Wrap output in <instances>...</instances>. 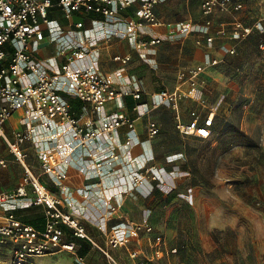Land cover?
I'll return each mask as SVG.
<instances>
[{"label":"built area","instance_id":"2783aa9c","mask_svg":"<svg viewBox=\"0 0 264 264\" xmlns=\"http://www.w3.org/2000/svg\"><path fill=\"white\" fill-rule=\"evenodd\" d=\"M166 1L168 0H0V138L6 142L9 152L24 170L23 180L16 189L0 191V264H35L32 258L57 252L73 254L78 264H86L85 258L77 255L81 247L79 242L96 246L77 216L65 211L66 207L72 208L73 205L68 202L64 204L34 174L28 164V151L24 148L27 141L39 148V164L58 187L66 181L67 168L75 158L81 163L89 162L92 167L82 165L80 172L87 179L98 180L96 186L101 189L94 193L91 189H86L81 191L82 195L85 199L98 198L96 202L101 210L111 213L115 210L111 202L117 195H104L105 181L115 178L120 196L126 185L131 190L139 191L140 188L152 190L154 182H158V186L162 184L161 169L152 164V151L146 155L142 166L130 167L122 163L121 155L116 152L118 144L114 139L118 132L127 128L128 144L135 143L137 119L160 108L178 112L182 99L195 97L192 94L198 91L201 77L208 67L224 63L226 56H235L237 44L251 35H264V15L252 24L244 23L241 17L245 11L244 1L204 0L201 10L205 17L216 12L232 16V29L223 27L218 35L229 37L236 45L230 47L225 56L207 54V64L180 71L177 76L179 85L175 90L147 94L139 85H134L131 92H125L100 72L97 63L99 47L110 42L113 37H127L140 49L157 45L161 39L147 41L144 36L149 35L146 30L148 26L164 24L155 8ZM137 2H140V8L136 12V20H131L129 27L126 26L127 33L118 28L117 24L95 20L90 30L84 29L83 22L77 23L75 32L81 36L76 39L49 17L50 9L56 7L68 20L77 13H94L108 18ZM211 25L212 21L207 19L201 32L207 35ZM195 31V25L191 21L179 22L173 30L181 38L188 37ZM214 39L215 37L209 36L205 40L211 46ZM45 41L57 44L55 58L37 57L36 54ZM196 44L202 45V39H198ZM259 50L264 51V40L259 44ZM57 60L64 62L58 65ZM184 84L190 87L189 92L181 89ZM127 95H131L136 102L132 112L137 116L107 109V105L122 101ZM70 97L82 103L83 113L89 115L88 122H80ZM224 100V97L221 98L215 109H209L204 116L193 111L191 120L187 123L177 114V131L186 138L208 140L212 137L214 120ZM15 113L21 115L22 129L16 130L10 137L6 124ZM160 131L161 124L150 121L147 126L148 141L156 138ZM0 165L6 167L7 162L0 160ZM124 168L126 173L123 172ZM29 207L43 209L42 228L23 219L21 212ZM103 218L106 220V216ZM100 230L105 232L106 226ZM151 230L144 223H122L113 228L111 235H114L110 244L113 248H127L129 241L136 237L137 240L134 241L140 245V233H150ZM67 235L70 239H66ZM155 242V247L160 246L161 238H157ZM103 252L112 259L106 251ZM142 254V248L129 252L134 260ZM168 254L169 252L156 248L151 256L144 255L139 264H151L155 259Z\"/></svg>","mask_w":264,"mask_h":264},{"label":"rangeland","instance_id":"374dc122","mask_svg":"<svg viewBox=\"0 0 264 264\" xmlns=\"http://www.w3.org/2000/svg\"><path fill=\"white\" fill-rule=\"evenodd\" d=\"M247 4L251 13L247 20L251 24L263 11L257 16L252 5ZM176 13L180 16L181 8ZM195 34L185 38V44H196ZM258 42V35H254L237 44L235 56H226L218 67H208L209 88L200 94L209 106L225 98L219 107L218 123L227 119L239 126L243 135L235 139L236 145L224 151L225 146L217 136L210 141L183 137L175 127L173 110L151 113L150 119L162 126L159 135L152 139L156 145L152 164L161 169L162 184L158 186V182H154L152 190L140 188L139 191L124 186L125 203L121 211L126 210L131 217L120 220L109 217L105 232L94 221H81L96 244L80 242L77 255L82 256L85 251L86 264H139L144 255L151 256L156 248L169 254L155 259V264H264V51L258 49ZM234 45L236 43L229 38L215 37L207 53L225 56ZM36 55L41 58L42 52ZM186 55L184 52L179 58L177 47L163 53L158 61V74L148 77L156 90L163 88V84L172 86L179 67L192 66ZM207 62L206 54V60L199 64ZM190 108V104L183 106L186 113ZM12 118L19 123L21 117L15 113ZM18 125L21 129L22 125ZM0 142V150L7 151L6 143L2 139ZM32 156L35 158L33 151ZM28 161L31 165L36 162ZM3 173L5 180L11 183L23 177L22 167L12 163ZM169 177L172 183L166 182ZM111 191L108 195H113V191L115 195L120 193L117 189ZM111 206L119 208L116 200H112ZM21 213L27 222L43 223L44 213L39 208H25ZM122 223H144L152 230L140 233V245L134 237L127 248H113L110 244L112 230ZM157 238H161V244L155 247ZM137 248H142L144 254L134 260L129 252ZM32 261L35 264H78L76 256L67 252L34 257Z\"/></svg>","mask_w":264,"mask_h":264},{"label":"crops","instance_id":"0c3cea01","mask_svg":"<svg viewBox=\"0 0 264 264\" xmlns=\"http://www.w3.org/2000/svg\"><path fill=\"white\" fill-rule=\"evenodd\" d=\"M203 1L204 0H168L166 2L158 4L155 8V11L156 14L159 16V18L164 22V24L162 26H157V27L148 26L146 30L148 31L149 35L144 36V39L150 41L159 38L161 39V42L157 43V45L156 44L148 45L145 48L140 49L136 47L135 44H133L127 37L125 38L113 37L110 42L108 43L105 42L101 44L99 47V52L97 53L98 55L97 63H99L98 66L100 72L103 75L111 78L125 92H131L134 85H139L140 88L143 90V92L147 94L158 93L162 90H171V91L175 90V88H177L179 85L177 76L180 71L190 70L200 65L199 63H203L204 60H206V54H208L207 51H209L208 50L209 45L205 40L206 37L209 36L213 37L217 35L215 36L216 39L229 38L227 36L219 37L218 32L223 27L224 28L227 27L228 30L232 29L231 26L233 21L232 16L216 12L209 17L208 16L205 17L202 14V10H201V4ZM242 1H244L245 3V11L243 12V14H241L242 19H244L243 20L244 23L250 24L249 22L250 20H247L248 14H251L249 11V5L247 4L248 2L252 5V9L257 16L260 14L259 13L260 11H263L261 16L264 15V0H248V2L247 0H242ZM262 6L263 8H258ZM139 8H140V2H137L133 6L127 9L120 10L118 14H116L113 17L105 18L104 16L94 13L88 15L77 13L74 14V16L68 20L64 17L61 10H59L56 7H53L50 9L49 17L52 20H56L66 33H70L71 36H73L76 39H79L81 34L79 35L75 32L76 31L75 25L79 22L84 23V29L90 30L95 20H107L109 24L111 25L117 24L118 28L122 29L124 33H127V27H129L128 23L131 22V20H136V12L139 10ZM179 8H181V12H182L180 16H178L176 13V11L179 10ZM73 19H75V21H73ZM207 19H210L212 21V25L209 27L208 30L209 32L207 33V35H205L204 33L201 32V29L204 28ZM182 21L193 22L196 30L195 31L196 34L193 35V37L196 42L198 39H202V45H200L201 47H198V45L194 43L185 44V40H186L185 38L187 37L181 38L173 32L176 24ZM108 28L112 29V26H109ZM174 47L178 48L179 58L180 56H182L184 52L185 54H187L186 56H188L187 57L189 60L188 62L192 63V66L189 67L188 69L186 68L182 69L179 67L174 82L172 83V86L163 84L164 85L163 88L156 90V85L151 84L148 77L149 75L154 76L158 74L157 72L158 61L162 59L163 53H169L170 50H172ZM40 51L42 52V57L40 59H48V58L53 59L55 58L57 52V44H55V42L49 43L45 41L38 52ZM116 58H119V60H116ZM63 62L64 60H57L56 63H59L58 65H60ZM206 76H207V71H205V73L201 77L200 80L201 84L198 87V91L193 92L192 94L193 96L195 95V97L182 99L180 102L179 111L178 112L174 111L175 127H176L177 114L180 115L183 122L187 123L189 120H191V113L193 111L197 112L200 116H204L208 113L209 109H215V107L218 105L222 97L218 100V102L214 106L207 105L206 102L201 99L200 94L201 93L203 94L204 92L207 91V88H209L206 82L207 81ZM181 89L185 92L190 91V87L186 84L181 85ZM133 99L134 98H132L131 95H127L122 101H118L117 103L109 105L107 109L113 111L127 112V113H131L133 116H137L135 113L132 112V109L136 104V102ZM69 100L72 104L73 110L76 113H78L80 122L82 124L88 122L89 115L87 113H83L82 103L78 100H77L78 102L73 101L75 99H72L71 97ZM187 104H190L191 106L189 110H186L188 115L186 112H184L185 110H183V106L185 107V105ZM158 110L163 111L170 109L160 108L155 111L153 110L150 113L146 114L145 115L146 117L143 116L136 120L137 131H136V136L134 137L135 143L128 144L129 135L127 128L121 129V131L118 132V135L114 137V139L117 141L118 144L116 152L121 155L122 163L126 165H130V167L142 166L145 163L146 155H149L151 151L154 153L153 150H155L154 148L155 143H153V141H148L147 126L150 121H156L150 119L151 116L150 114L153 112L155 113ZM20 121L21 118L19 120V123L17 122V120L11 118L7 122L6 130L10 137L13 136V133L16 130H20L18 125L20 124ZM136 138L139 140V143L138 140H136ZM6 146H7V151L0 150V160L1 161L4 160L7 162L6 167L0 165V191H12L16 189L23 180V177L16 179L13 183L7 182L5 180L3 170L7 169L10 163L22 167L18 162L15 161L13 155L9 152L7 144ZM24 148L28 151L29 154L28 160L30 159L36 160L34 165H31L29 161L28 164L31 166V168L34 171V174L39 178V180L45 186H47V188L50 191H52L54 194L60 197V199L63 201L64 204L68 202L73 205L72 208L66 207L65 208L66 212H70L74 214L75 216H77V218L80 221H83V219L86 221L91 220L94 222H98L101 220L103 225L99 224V226L100 228L101 227L105 228L107 224V220L109 219L106 216L107 213L101 210L99 203L96 202L97 198L85 199L81 192L86 189H91L94 193L95 191L101 189L96 186L98 180L87 179L86 175L80 172V168L82 165H84V167L87 166L90 168L92 167V165L89 162H86V164L82 162L83 163L82 164L78 158H75L74 162H72L70 166L67 168L68 177L66 181H64L62 185L58 187L54 184L53 181H51V178L43 172L39 164L38 155H37L39 148L36 147L31 141H27L24 145ZM32 151L35 154V158H33L32 156ZM141 162H143V164H141ZM123 172L126 173L127 170L124 168ZM23 175H24V170H23ZM105 187L106 188H104L105 190L104 195L111 194L110 192H112L111 191L112 189L113 190L119 189V187L116 185L115 178L105 181ZM115 194H116L115 191H113V195ZM115 200L117 201L119 208L113 210L111 213H108L109 217L111 218L114 216L116 220L131 217V214L127 213L126 210L121 211L122 206L125 203V199L122 198V196H120L119 193L117 194ZM94 206H97V208ZM34 208H39L43 210L40 207H34ZM103 216H106V220L103 218ZM43 225H44V220L42 224H38L37 226L42 228ZM66 239L69 238L66 237Z\"/></svg>","mask_w":264,"mask_h":264},{"label":"trees","instance_id":"16d2710c","mask_svg":"<svg viewBox=\"0 0 264 264\" xmlns=\"http://www.w3.org/2000/svg\"><path fill=\"white\" fill-rule=\"evenodd\" d=\"M254 35H258L259 42L257 44V47L259 49V44L261 43L262 40H264V35H259V34H254ZM254 35H251L248 39L252 38ZM248 39H246V40H248ZM220 65H218V66H220ZM218 66H215V67H218ZM218 117H219V115H217L215 117L214 126L212 128V137L209 138L208 140L210 141V140L214 139L215 136H217V140H219V142H221L225 146L224 151H228L236 145L235 139L238 136H241L243 134H241L239 132V126L238 125H236L233 122L227 121V119H224V121L221 120V122L218 123V120L220 119ZM28 223H31V224L36 225V226L38 225V224H35L33 222H28ZM82 254H83L82 255V257H83L84 255H86V252L82 251ZM151 264H155V262L153 261Z\"/></svg>","mask_w":264,"mask_h":264},{"label":"bare ground","instance_id":"6f19581e","mask_svg":"<svg viewBox=\"0 0 264 264\" xmlns=\"http://www.w3.org/2000/svg\"><path fill=\"white\" fill-rule=\"evenodd\" d=\"M149 146H150V145H149ZM148 149H149V148H148ZM150 150H151V149H150ZM140 160H141V159H140ZM142 161H144V160H142ZM137 162H138V161H137ZM141 164H143V162H141ZM139 165H140V164H139ZM170 177H171V176H170ZM170 177L167 179L166 182H169V183L171 182V183H172V179H171ZM169 183H168V184H169ZM117 191H120V190L117 189ZM96 223H98V224H100V225H103V223L101 222V220L98 221V222H96ZM104 225H105V224H104ZM103 229H105V228H103Z\"/></svg>","mask_w":264,"mask_h":264}]
</instances>
